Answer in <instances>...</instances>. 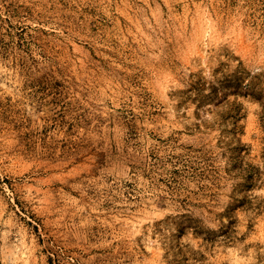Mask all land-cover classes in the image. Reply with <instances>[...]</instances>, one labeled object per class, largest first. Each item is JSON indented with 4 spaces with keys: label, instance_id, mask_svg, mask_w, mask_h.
Returning a JSON list of instances; mask_svg holds the SVG:
<instances>
[{
    "label": "rangeland",
    "instance_id": "374dc122",
    "mask_svg": "<svg viewBox=\"0 0 264 264\" xmlns=\"http://www.w3.org/2000/svg\"><path fill=\"white\" fill-rule=\"evenodd\" d=\"M0 264H264V0H0Z\"/></svg>",
    "mask_w": 264,
    "mask_h": 264
}]
</instances>
